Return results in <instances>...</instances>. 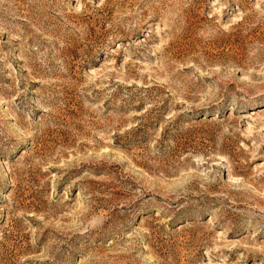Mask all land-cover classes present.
Instances as JSON below:
<instances>
[{
  "label": "rangeland",
  "instance_id": "374dc122",
  "mask_svg": "<svg viewBox=\"0 0 264 264\" xmlns=\"http://www.w3.org/2000/svg\"><path fill=\"white\" fill-rule=\"evenodd\" d=\"M264 0H0V264H264Z\"/></svg>",
  "mask_w": 264,
  "mask_h": 264
},
{
  "label": "bare ground",
  "instance_id": "6f19581e",
  "mask_svg": "<svg viewBox=\"0 0 264 264\" xmlns=\"http://www.w3.org/2000/svg\"><path fill=\"white\" fill-rule=\"evenodd\" d=\"M260 112H264V107H263V108H261Z\"/></svg>",
  "mask_w": 264,
  "mask_h": 264
}]
</instances>
